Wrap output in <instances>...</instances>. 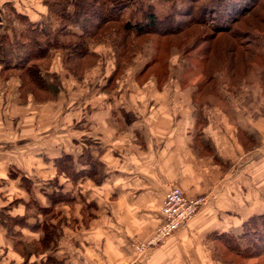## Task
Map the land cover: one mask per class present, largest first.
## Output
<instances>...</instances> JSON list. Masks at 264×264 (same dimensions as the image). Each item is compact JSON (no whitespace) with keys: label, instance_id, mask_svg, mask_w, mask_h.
<instances>
[{"label":"crops","instance_id":"crops-1","mask_svg":"<svg viewBox=\"0 0 264 264\" xmlns=\"http://www.w3.org/2000/svg\"><path fill=\"white\" fill-rule=\"evenodd\" d=\"M12 2L0 0L1 9ZM45 14L27 15L42 22ZM1 21L4 27L5 16ZM19 87L16 77H0V264H23L14 247L22 239L8 237L2 214L18 217L25 210L5 204V199L31 198L21 184L25 176L33 182L32 195L47 207L49 190H43L55 176L53 160L63 153L79 155L85 138L97 146L93 154L106 165L107 176L101 184L86 179L75 187L74 210L58 207L60 216L53 223L66 220L60 222L59 247L43 256L58 264H219L210 243L221 242L214 235H237L245 220L264 213L260 197L264 196V92H242L227 109L195 107L192 94L178 93L145 99L157 101L151 108L131 104L106 112L105 105L93 117L80 109L76 125L86 122V130L66 126V138L53 158L51 147L40 146L51 152L29 151L51 133V122L46 130L35 124L37 119L52 115L41 113L40 106L46 103L39 104L32 96L21 104ZM28 158L32 168L24 169ZM36 164L46 166L43 176H36ZM173 187L188 197H205V205L165 244L137 253L132 245L154 234L165 195ZM67 191H73L72 184H65ZM36 221L27 220L34 235H38L33 230ZM41 238H29L27 243ZM35 261L33 257L30 264Z\"/></svg>","mask_w":264,"mask_h":264},{"label":"trees","instance_id":"trees-1","mask_svg":"<svg viewBox=\"0 0 264 264\" xmlns=\"http://www.w3.org/2000/svg\"><path fill=\"white\" fill-rule=\"evenodd\" d=\"M44 5L48 13L42 22L33 21L27 14L18 12L12 3L3 6L10 13L6 25H0V77H16L20 81L21 104L27 103L31 96L39 104L55 101L61 89L59 76L52 74L55 55L60 54L63 67L79 78L85 69L96 66L99 59L93 51L96 44H110L115 53L114 73L117 75L139 50L136 42H145L152 37H176L194 31L197 39L184 45L183 52L199 51L206 60H210V54L221 69L217 72L211 68L208 80L216 83L224 75L227 81L218 84L229 86L228 92L241 84L240 90H243L247 79L240 76L236 84L233 75L238 76L236 72L241 75L250 62L249 59L237 61L233 56L242 50L251 58L260 59L264 49V28L258 25L264 26V0H47ZM248 18H253L258 24L245 28L243 23ZM51 23L56 27L52 28ZM199 28L202 30L198 32ZM218 39H223V43L217 44ZM85 62L86 65L79 66ZM97 150V146L85 138L79 155L63 153L53 160L55 176L43 190H49L45 196L47 207L32 195V180L21 177L22 187L31 195L28 201L16 200L24 207V215L11 217L3 213L2 221L6 223L4 220L7 218L24 228L31 217L37 220L32 227L36 233L42 234V238L30 243L31 250L25 248L22 241L14 246L23 258V264H30L33 257L36 259L33 264H38L37 259L39 264H58L51 257L43 256L46 251L57 250L60 222L66 220L61 219L54 224L43 219H57L60 206L75 207L78 200L74 190L81 181L103 182L107 176L106 165L95 158L93 153ZM68 183L72 184L73 191L65 192V184ZM214 237L241 257H264V213L246 220L238 236L223 233Z\"/></svg>","mask_w":264,"mask_h":264},{"label":"rangeland","instance_id":"rangeland-1","mask_svg":"<svg viewBox=\"0 0 264 264\" xmlns=\"http://www.w3.org/2000/svg\"><path fill=\"white\" fill-rule=\"evenodd\" d=\"M45 1L47 0H13L12 5L18 12L21 13H31V15H46L45 13H48V8L44 5ZM1 8L2 7L0 6V24L2 22L1 19L3 16L7 18L10 13L7 8ZM161 10L165 12L164 8H161ZM31 17L33 18V16ZM251 24L255 26L258 24V22L253 18H248L246 22L243 23L247 29L251 27ZM258 25L261 28H264V26L262 27V25ZM51 27L55 28L56 24L51 23ZM200 30L202 29H197L198 32ZM195 35L196 33L193 31L187 32L184 35H178L176 37H152L148 41L145 40V42L142 40L136 42L135 44L139 45L140 47L139 50L134 55V58L130 64L122 67L119 74L117 75L114 73L116 70L115 53L108 43L93 45V51L98 55L99 58L98 62L96 66L85 69L79 78H76L73 74H70L63 67V57L60 54L55 55L53 59V65L54 67L56 66V68H52V74L59 76L61 89L58 93L56 101L40 106L41 113L50 112L52 117L48 116L47 114V116L38 118L37 123H35L36 125L38 124L40 128L45 127V129L48 130L49 127L47 126L49 125V122H51V133L50 135L39 138L37 140L39 145H36L34 150H29L30 153H43L44 151L51 152L52 150L53 158L57 157L60 152L57 148L61 143V139L66 138L65 127L67 126V128L70 130L73 128L74 130L77 129V131L84 132L86 130V122L83 124L81 121H78L77 126L76 118L79 117V114L82 111L84 116H88L86 114L91 115L93 113L91 115L93 117V115H95L94 113H98L96 111L100 106L104 107L105 105H108L107 110H105L106 112H112L121 108L128 109V106L131 104H134L135 106L147 104V107L151 108L152 104L157 103V101L151 102L145 101V99H155L156 96H159L157 98H162V96L168 93H178L189 95L192 94V101L195 107H220L222 109H227L229 104H232L234 100L240 97L242 92L246 94L264 92V49L261 50L262 54L260 59L251 58V55L247 54L248 52L246 53L242 50H239V52L233 56L234 58L236 56L237 61L240 59H249L250 62L248 67L244 69L241 75L239 72H236L238 76L233 75V81L236 84H238L237 80L240 78V76L247 79V83L243 84V90H240L241 84L236 85L235 87L233 86V88H230L231 92H228L227 89L229 86L227 88L223 84H218V82L225 83L227 81L228 78H225L224 75H222L221 79L219 78L216 83H211V81L208 80L211 68L217 69V72L221 69L217 62L211 59L210 54V60H206L205 57H202L199 51H192L193 53L190 54H185L183 52L184 45L187 46L191 44L193 40L197 39L195 38ZM216 43L222 44L223 39H218ZM176 45H181V47L178 48ZM226 58L229 59L228 55ZM83 65H86V62L79 66ZM139 100L140 103H138ZM80 109H82L81 112H79ZM40 146L51 147V150H44V147ZM30 162L31 161L29 158L25 160L22 163L24 165L23 168L31 169L32 167ZM44 168H46V166L43 167V165L38 166V164H36L34 170V172L37 173L36 176H43ZM15 179H18V177L16 176ZM260 197L261 200L264 199V196ZM16 202L15 196L5 199V204L9 203V205H11L13 208L18 206ZM75 207H71V210H74ZM18 209L21 212V209ZM17 212L18 211L14 209V215H16ZM43 220L49 223H53L55 221H53V218H45ZM4 221L6 222L3 223L4 230L8 237H21L23 241L26 240V243H24L22 240L21 241L25 244L24 247L28 250H31L32 247L31 244L27 243V240L29 238L38 239L39 235H42L41 233L34 235L32 230L28 228L29 225L26 226L25 223L24 226L26 227L22 228L21 226H18L20 229H17V225L14 221L8 220L7 218H5ZM60 231L61 228L58 231L59 236H61ZM241 232L242 229L236 233L237 236L240 235ZM154 234L147 241L137 243L142 244L150 242ZM217 234H223V232ZM219 241L221 243L218 245H216L215 242L210 243L213 256L215 259H217L216 263L264 264V257H241L227 248V246L221 240ZM156 248L158 247H153L149 249L148 252ZM17 250L18 249L15 251Z\"/></svg>","mask_w":264,"mask_h":264},{"label":"built area","instance_id":"built-area-1","mask_svg":"<svg viewBox=\"0 0 264 264\" xmlns=\"http://www.w3.org/2000/svg\"><path fill=\"white\" fill-rule=\"evenodd\" d=\"M205 203V197H188L182 189L171 188L165 195L160 209L161 223L153 238L148 243H135L132 245L133 248L137 253L145 254L149 249L163 245L184 229Z\"/></svg>","mask_w":264,"mask_h":264}]
</instances>
